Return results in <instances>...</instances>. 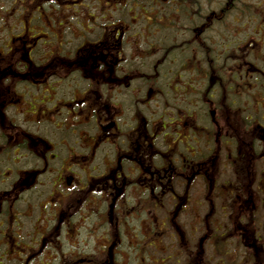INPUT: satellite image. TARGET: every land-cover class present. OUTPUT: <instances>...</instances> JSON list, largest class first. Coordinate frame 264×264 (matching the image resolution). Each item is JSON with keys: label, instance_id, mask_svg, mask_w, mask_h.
Instances as JSON below:
<instances>
[{"label": "flooded vegetation", "instance_id": "af4514ba", "mask_svg": "<svg viewBox=\"0 0 264 264\" xmlns=\"http://www.w3.org/2000/svg\"><path fill=\"white\" fill-rule=\"evenodd\" d=\"M2 1L0 264H111L122 238L139 252L140 217V241L163 249L165 234L184 238L181 214L209 205L225 223L194 216L178 247L187 259L173 264H208L206 239H236V264H264V11L249 0ZM256 200L258 213L231 215ZM81 236L104 260L76 255ZM62 245L74 248L66 258Z\"/></svg>", "mask_w": 264, "mask_h": 264}, {"label": "rangeland", "instance_id": "374dc122", "mask_svg": "<svg viewBox=\"0 0 264 264\" xmlns=\"http://www.w3.org/2000/svg\"><path fill=\"white\" fill-rule=\"evenodd\" d=\"M207 1H208L209 8L215 6V4L213 3L214 0H207ZM249 2L256 3V12H258L259 9L264 11V0H249ZM239 4H242V2H240ZM257 4H258V6H257ZM2 6L4 8H7L6 2L0 0V7H2ZM95 6L98 7V5L96 3H95ZM3 10H5V9H3ZM0 11H2V10H0ZM1 18H2V21L4 22V19H3L4 15H2ZM239 21H240V23L243 22L242 16L240 17ZM245 24H247V23H245ZM0 25H1V23H0ZM229 33H231V32H229ZM248 33H249V31L247 30V28H245V35H247ZM226 34L228 35V33H226ZM243 37L244 36L240 33V38H243ZM3 38H5V36ZM0 49H1V47H0ZM146 66H149V67L148 68L145 67L146 69L144 68L145 74H154L153 69H152V63H148V65L146 64ZM128 71H130V70L128 69ZM131 72H133V71H131ZM166 74H168V73L166 72ZM240 152H245L244 146L241 144H240ZM244 156H245V154H244ZM219 158L222 160L221 154L219 155ZM220 159H217V166H220L222 172H224L227 175L229 174L228 175L229 179L234 180L235 176L232 175L233 174L232 172H227L223 169V167H222L223 160L221 162ZM257 160L255 162H257ZM256 165H257V169H255L256 172H254V174H255L254 175L255 179L253 180L254 183H257V181H258V178H259L258 172L260 171V168H261L260 165H258V164H256ZM238 169H242V166L239 165ZM248 170H249V168L247 167V169L245 171H243V173H245ZM251 190H253V191H250V192L254 193V189L251 188ZM247 194H248V192H246V189L244 190V188H243L239 192V198H237V200L239 202H243L244 201L243 198H248ZM258 195L261 196L260 193H258ZM256 205H258L257 200L254 201V205L247 204V202L241 203L240 205L233 207L231 215L234 216L235 212L238 211L237 213L241 212L240 216H245V218L247 216H253L252 214L254 212L258 213V211H259V208ZM234 208H235V211H234ZM197 209L194 210V213L187 211V213H185L184 216H182V214L180 215L179 218L181 220H178V222L179 221L181 222L180 227H181L182 231L184 232V238H182V236L178 235V234H176V235L173 234L172 236L165 234V236L163 237V240L162 241L160 240L161 243L163 244V247H164L163 249H162V247H157L158 246L157 244H156L157 248H153V246L148 245V242H150L151 240L147 239V237H145V241L143 243L140 241V239L143 238L141 232H143L145 234V228H144L145 224H143L144 219H142L140 217L139 218V252H137L131 248L132 245L133 246L135 245V244H132L135 241L134 238H131V237L130 238H122L121 239V245H120V247L122 249L118 248L115 251V253L112 256V262L113 263H111V264H173L175 262V257L177 255L178 256L180 255V258L181 259L183 258L181 261L185 262L187 259L186 253H184L183 251L180 252L178 247L184 246V243L186 242V239H187L186 236H187V233L189 230L188 225L189 224H191L192 226L194 225V216L195 217L198 216L199 218L202 219L204 214L206 212H208L209 218L207 219V221H208L209 225L212 223H215V222L225 223V221L223 220L224 219L223 217H221L222 218L221 219L220 217L216 216L218 209H219L218 207H215V206L212 207L209 205L205 211H200V209H198V212H197ZM227 212H228V208H226V214H227ZM192 215H193V218H192ZM232 218L233 217H231V221H232ZM245 218H241L240 221L237 223L240 226L235 227V225L233 223L234 229L236 230V232L242 226L246 225ZM225 220L231 222L230 216L227 215V219H225ZM259 225H261V223L259 222V220L256 219L254 226L259 228ZM145 226H146V228L149 227V225H145ZM196 227H197V230H199L198 228L200 227V224H196ZM262 234H264V232H262ZM217 237H219V236H217ZM80 238H81V239H79L80 245L75 246L77 256L79 255L81 257L82 254L84 256H90V257H93L94 259L96 258L97 262H101L102 260H104L103 249L101 247H98L100 242L97 239H95V238L94 239H92V238L85 239L82 236ZM174 239H175V243H174ZM219 239L222 240L223 242H225V238L220 237ZM207 241H208V239H206V243H205V258H206V256L211 257L210 261H208L209 263L206 262L208 264H211V263L214 264V262L219 258H221V260L223 261L224 264H236L238 262V260H240V258L244 254V249L242 248L241 245L237 244L236 239H233L232 243H229L228 241L223 243V245L220 243V244H218V247H216V248L212 247L214 240L212 241L211 244H210V242L207 243ZM195 244H196V239H193L191 244H190V247H194ZM69 249L73 250L74 248L70 247L68 245H62L61 250H59L58 253L66 258L68 256ZM217 250H218V252H217ZM223 250L224 251L226 250L228 253H224V254L221 253ZM211 252H213L215 255L212 254ZM193 259H194V257H193Z\"/></svg>", "mask_w": 264, "mask_h": 264}, {"label": "trees", "instance_id": "16d2710c", "mask_svg": "<svg viewBox=\"0 0 264 264\" xmlns=\"http://www.w3.org/2000/svg\"><path fill=\"white\" fill-rule=\"evenodd\" d=\"M257 24H259L258 21H257Z\"/></svg>", "mask_w": 264, "mask_h": 264}]
</instances>
